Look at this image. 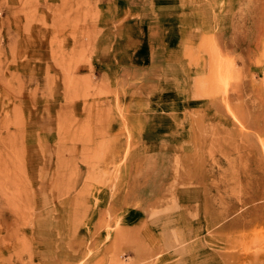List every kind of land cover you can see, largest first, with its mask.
<instances>
[{
    "label": "rangeland",
    "instance_id": "374dc122",
    "mask_svg": "<svg viewBox=\"0 0 264 264\" xmlns=\"http://www.w3.org/2000/svg\"><path fill=\"white\" fill-rule=\"evenodd\" d=\"M0 264H264V0H0Z\"/></svg>",
    "mask_w": 264,
    "mask_h": 264
},
{
    "label": "crops",
    "instance_id": "0c3cea01",
    "mask_svg": "<svg viewBox=\"0 0 264 264\" xmlns=\"http://www.w3.org/2000/svg\"><path fill=\"white\" fill-rule=\"evenodd\" d=\"M170 3H171V2H169V1H168L166 5H168V6H169V5H171Z\"/></svg>",
    "mask_w": 264,
    "mask_h": 264
}]
</instances>
